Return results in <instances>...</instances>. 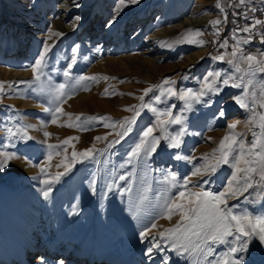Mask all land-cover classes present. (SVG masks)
<instances>
[{
    "label": "rangeland",
    "instance_id": "374dc122",
    "mask_svg": "<svg viewBox=\"0 0 264 264\" xmlns=\"http://www.w3.org/2000/svg\"><path fill=\"white\" fill-rule=\"evenodd\" d=\"M216 2L139 0L135 5L124 7L117 15L118 0H0V81L5 82L6 93L0 97V151L15 152L19 157L0 171V194L5 200L6 223L18 235L27 224L31 226L28 238H22L29 264H35L37 250L48 251L51 247L50 257L54 264L60 260L64 264H143L148 242L140 240V231L155 221L158 227L150 237L157 236L158 232L173 227L179 219L174 216L169 221L158 214L164 201L178 194V189L169 191L162 182L165 175L172 172L180 180L190 176L193 165L202 164L201 157L210 154L228 134V124L240 121L235 131L244 133L247 141H251V133L244 127L250 113L232 99L240 95L242 89L231 86H225L218 95L206 97L207 102L195 104L185 113L188 134L183 137L179 149L168 148L167 142L161 140L157 152L150 158L132 163L128 162L132 148L142 132L155 123L150 112L142 111L136 123L131 125V132L119 143L115 142L119 139L115 131L104 127L108 121L86 119L110 117L111 121L117 122L126 117L131 119L133 112L124 109L139 106L138 97L144 90L165 79L174 80L177 90H195L208 71L239 75L227 64V56L224 62L212 57L225 53V49L219 48V43L224 40H228L227 52H231L234 44L231 37L238 27L250 24L253 18L264 21V0H246L239 6H233L238 0H222L224 13L215 7ZM143 5L146 12L148 9L150 12L145 14L143 11L141 15ZM195 6L199 14L209 15L203 27L185 22ZM245 14L248 20L244 19ZM76 17L80 19L77 21ZM217 19L222 21L218 26V37L213 35L210 23ZM188 29H199L204 33L196 38L205 41L203 46L182 42ZM49 30L62 35H53L49 39ZM159 31L162 32L157 34ZM260 32H264V26H258L252 42L243 46L246 53L259 55L264 52ZM245 35L240 33L241 37ZM18 39L24 40L22 49ZM45 41L52 47L47 54L42 84H37L33 82L31 66L43 50ZM74 49L76 63L71 78L66 79L63 72ZM81 76H106L109 79L77 83ZM253 81L250 92H256L258 98L264 74H258ZM61 83L71 94L70 99L65 97L66 102L61 106L73 119L70 121L67 115L58 114L57 123L52 124L50 114L44 109L55 106L50 89ZM8 84L12 87L8 88ZM100 88L98 102L87 103L79 113L77 102L99 92ZM105 89L110 95L104 94ZM158 94L159 89L153 88L145 96V102L152 103ZM156 106L161 109L171 106L174 115L184 108L183 102L175 97ZM220 110L225 112L223 118L218 115ZM257 111L264 109L257 108ZM76 116H81V121H75ZM69 123L79 127L59 126ZM29 125L33 126L28 128L31 140L17 138L10 147H3L9 144L7 127ZM81 127L86 130H80ZM178 129V125H170L168 131L174 133ZM119 130L117 126L116 131ZM45 131L50 133L49 138L45 137ZM154 135L159 136L160 132L157 130ZM97 136H107V139L96 141ZM69 137L78 140L62 145ZM110 143L111 147L108 146ZM48 144L61 145L60 155H54L48 166L50 174L64 171L56 165L65 155L71 159V145L77 152L95 145V152L92 158L75 163L71 171L52 186L50 197L45 200L38 165L47 157ZM63 148H67V153ZM175 154L185 159L178 161L174 159ZM231 173L232 169L223 165L214 175L204 177L201 183L207 180L204 187L218 193L226 186ZM120 176L126 179L120 180ZM198 179L192 178L194 183ZM228 206L237 214L262 215L264 189L254 186L243 196L230 199ZM28 239L33 242L32 249ZM227 247L214 246L215 254L223 255ZM161 255L170 258V264H195L196 260V257L180 259L171 249L165 248L154 253L153 259L158 264H161ZM240 255L244 264H264V245L253 239L248 251Z\"/></svg>",
    "mask_w": 264,
    "mask_h": 264
},
{
    "label": "snow or ice",
    "instance_id": "6c2138e0",
    "mask_svg": "<svg viewBox=\"0 0 264 264\" xmlns=\"http://www.w3.org/2000/svg\"><path fill=\"white\" fill-rule=\"evenodd\" d=\"M245 2L246 0H238V3L233 6L244 5ZM137 3H139V0H118L115 9L116 14L119 15L120 11L129 4L135 5ZM76 7H79V4ZM215 7L221 13L225 12L222 0H217ZM79 19V17H76L77 21ZM224 19L225 21L227 20L226 15ZM244 19H249L246 14ZM210 23L213 27V35L218 37L220 34L218 26L222 21L217 19ZM258 26H264V21L253 18L250 24L238 27L231 37L234 41L231 52H227L229 43L228 40H224L219 43V48L225 49V53L212 57L213 60L224 62L227 56V64L239 75H225L221 71L215 70L208 71L201 78L199 88L195 90L192 88L177 90L174 86V80L165 79L161 84L150 86L144 90V94L138 97L141 102L139 106L133 105L124 109L125 111L133 112L131 119L126 117L123 121L117 122L111 121L110 117L86 118L89 121H108V123L104 124V127H110L115 131L116 136L119 137L115 142L119 143L120 139H123L131 132V125L136 123V118L141 115V112L144 110L150 112L155 118V123L142 132L138 142L132 148L128 156V162L132 163L133 161L150 158L157 152L161 140L167 142L168 148L179 149L183 143V137L188 134L185 125L186 112L191 111L195 104L207 102L205 100L206 97L218 95L225 86L242 89L240 95L233 96L232 99L241 109L250 113L249 118L244 123V127L251 133V141H247L244 133L235 131L240 121L228 124V134L219 141L218 146L210 154L206 153L201 157L204 161L202 164L199 166L193 165L190 176L180 180L172 172H168L165 175L162 182L168 186L169 191L172 188L178 189V194L166 199L158 214L161 219H168L169 221L174 216H178L179 219L173 227L158 232V239L157 236L150 237V233L158 227L155 221L140 231V240L148 242L144 254L149 259H153L154 253L161 252L167 248L171 249L176 257L180 259L196 257L195 264H204V262L206 264H244L243 257L240 254L248 251L250 241L257 239L260 244L264 245V214L251 215L247 212L237 214L233 208L228 206L230 199L243 196L254 186L264 189V111H257V108L264 109V82L260 84L258 98L256 92H250V87L254 83L253 78L258 74H264V52H260L259 55L251 52L246 53L243 47L252 42L257 34ZM240 33L247 35L241 37ZM53 35L61 36L62 33H53L49 30V39ZM202 35L204 33L199 29H188L183 36L182 42L203 46L205 41L196 39ZM259 36L261 43H264V32H260ZM213 43H216V41H213ZM164 46L167 45L165 44ZM51 47L52 45L45 41L43 50L31 66L34 83L42 84V77L45 75V69L47 68V54L51 51ZM75 63L76 49L73 50V56L63 72L66 79L71 78V71ZM108 79L109 77L106 76H81L77 78V83ZM7 87L11 88L12 85L8 84ZM153 88L159 89V94L155 95L152 103H146L145 96ZM5 94V82L0 81V97ZM50 94L53 96L55 106L45 108L44 111L50 114L51 123L56 124L59 115H67L71 121L73 117L71 114L65 113L61 106L66 102L65 97L71 98V94L66 92V85L63 83L56 85L50 89ZM104 94L110 95L108 89H105ZM171 97L183 102V111L178 115L173 114L171 106L165 109L156 106L166 103ZM218 115L223 118L225 112L220 110ZM74 119L75 121H81V116H76ZM170 125H178V131L170 133L168 131ZM250 125L251 127H249ZM59 126L79 127L74 123ZM117 126H119V131H116ZM30 127L33 126L7 127L6 132L9 144L3 145V147H10L11 142L17 138L22 141L31 140L32 137L28 135V128ZM80 130L86 129L81 127ZM157 130L160 132L159 136L154 135ZM44 135L46 138L50 137V133L47 131L44 132ZM74 139L78 140V138L69 137L62 141V145H70V142ZM106 139L107 136L95 137L96 141ZM71 146L73 147L71 159L69 160L68 156L65 155L60 163L56 165L57 168L63 167L64 171L50 174L48 166L51 165L54 155H60L61 145H47V157L43 164L38 165L39 172L43 177L40 183L44 185L42 195L45 200L49 199L52 186L59 183L61 178L71 171L75 163L92 158L95 152V145L80 152L75 150L74 145ZM108 146L111 147L112 144L110 143ZM63 152L67 153V148H63ZM18 158L15 152L0 151V171L6 169L11 161ZM174 159L179 161L185 159V157L175 154ZM223 165H227L232 169L231 178L227 180L224 189L218 193L206 189L204 185L208 181L203 180L202 184L201 180L204 177L214 175ZM193 177L200 179L194 183ZM119 179L124 180L126 177L120 176ZM111 187L109 185V190H111ZM218 245L228 246L227 251L223 255L215 254L214 246ZM37 260L39 264H47L42 256L38 257ZM58 264H64V261L60 260ZM161 264H170V258L161 255Z\"/></svg>",
    "mask_w": 264,
    "mask_h": 264
},
{
    "label": "bare ground",
    "instance_id": "6f19581e",
    "mask_svg": "<svg viewBox=\"0 0 264 264\" xmlns=\"http://www.w3.org/2000/svg\"><path fill=\"white\" fill-rule=\"evenodd\" d=\"M143 11H145V14L150 12L149 9L146 12V7L144 5L141 7V12H142L141 15H143ZM197 11H198L197 6L192 8V13L190 14V16H188L186 18L185 22L188 24H191V25L203 27L207 23L209 15H208V13H203V12H201L199 14ZM179 26H182V25H179ZM160 32H162V31L157 32V34ZM17 42L19 44L18 46L22 49V45L24 43V40L18 39ZM101 91H102V89L100 88L99 92H94L93 94L89 95L88 97H84L79 102H77L78 105L76 107H77L78 112H79V110L84 108L86 106V104L89 102L91 104H96L98 102V97L101 94ZM90 110H92V108ZM3 198L4 197L0 194V264H29V261H27V257L25 256V246H24L25 244L23 243L22 238H28L27 236H29V234H30L31 226L29 224H27L24 227V229H22L20 231V234L18 235L13 230V228L10 227L6 223V219H5L4 212H3V208L5 207V200ZM36 201L39 203V200H36ZM28 241L31 244V249H32L33 248V242L30 239H28ZM37 251H38V253L34 257L35 264H39L37 258L40 256L45 258L47 264H54V262H53L54 260L50 257L52 247L49 248L48 251H46L45 249H39ZM30 256H32V255H30ZM142 262H143V264H158V263H156V261L154 259H149L147 256L144 257ZM129 264H131V263H129Z\"/></svg>",
    "mask_w": 264,
    "mask_h": 264
}]
</instances>
